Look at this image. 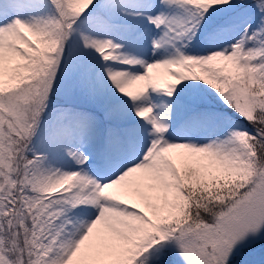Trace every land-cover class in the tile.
<instances>
[{
	"label": "snow or ice",
	"instance_id": "snow-or-ice-1",
	"mask_svg": "<svg viewBox=\"0 0 264 264\" xmlns=\"http://www.w3.org/2000/svg\"><path fill=\"white\" fill-rule=\"evenodd\" d=\"M0 264H264V0H0Z\"/></svg>",
	"mask_w": 264,
	"mask_h": 264
}]
</instances>
